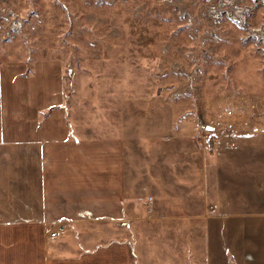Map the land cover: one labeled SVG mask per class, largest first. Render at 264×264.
<instances>
[{"label": "rangeland", "instance_id": "rangeland-1", "mask_svg": "<svg viewBox=\"0 0 264 264\" xmlns=\"http://www.w3.org/2000/svg\"><path fill=\"white\" fill-rule=\"evenodd\" d=\"M31 92L126 139L149 249L264 264V0H0V120Z\"/></svg>", "mask_w": 264, "mask_h": 264}, {"label": "crops", "instance_id": "crops-1", "mask_svg": "<svg viewBox=\"0 0 264 264\" xmlns=\"http://www.w3.org/2000/svg\"><path fill=\"white\" fill-rule=\"evenodd\" d=\"M36 94L0 120V264H181L134 232L126 139L65 110L40 121Z\"/></svg>", "mask_w": 264, "mask_h": 264}, {"label": "built area", "instance_id": "built-area-1", "mask_svg": "<svg viewBox=\"0 0 264 264\" xmlns=\"http://www.w3.org/2000/svg\"><path fill=\"white\" fill-rule=\"evenodd\" d=\"M205 141L207 144H211L214 141V135L213 134H208L205 138ZM64 228H58L54 232L51 233L52 237H56L59 232H63Z\"/></svg>", "mask_w": 264, "mask_h": 264}]
</instances>
